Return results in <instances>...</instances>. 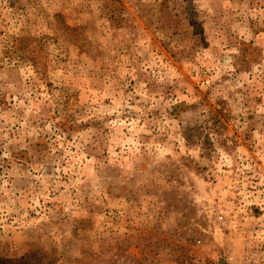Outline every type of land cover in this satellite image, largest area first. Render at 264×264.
<instances>
[{"label":"rangeland","instance_id":"1","mask_svg":"<svg viewBox=\"0 0 264 264\" xmlns=\"http://www.w3.org/2000/svg\"><path fill=\"white\" fill-rule=\"evenodd\" d=\"M0 264H264V0H0Z\"/></svg>","mask_w":264,"mask_h":264}]
</instances>
